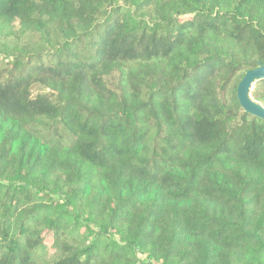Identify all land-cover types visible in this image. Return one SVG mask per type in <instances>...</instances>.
Segmentation results:
<instances>
[{
  "label": "trees",
  "instance_id": "trees-1",
  "mask_svg": "<svg viewBox=\"0 0 264 264\" xmlns=\"http://www.w3.org/2000/svg\"><path fill=\"white\" fill-rule=\"evenodd\" d=\"M0 40V264H264V0H0Z\"/></svg>",
  "mask_w": 264,
  "mask_h": 264
},
{
  "label": "rangeland",
  "instance_id": "rangeland-1",
  "mask_svg": "<svg viewBox=\"0 0 264 264\" xmlns=\"http://www.w3.org/2000/svg\"><path fill=\"white\" fill-rule=\"evenodd\" d=\"M191 18H192V16H184V17L180 18V21L190 20ZM13 41L14 40L5 39L4 42L7 44V43H11ZM0 45H3L2 40H0ZM2 60H4L6 63L9 59H5L4 55H0V64H2L1 63ZM253 89H254V86H253L252 90ZM33 93H36V92H33ZM52 179H54V177H52ZM57 182H58V184L56 186L50 185L49 188L50 189H54V188L63 189L64 188L63 182H61L59 180ZM46 191L50 192V190H46ZM58 195L59 194L51 193L50 196L45 197L44 203L46 205H51V206L56 205V206L60 207L58 202H56V201H61L60 198L58 197ZM61 195H63V194H61ZM39 197L43 198L44 195H39ZM59 203H61V202H59ZM80 205L85 206L86 204L84 201H82V203ZM61 208L65 209V207L61 206L57 210L62 211ZM83 208H84V210H82ZM71 209H73V212H71V210H70L71 214L69 216H72V218L66 224V229H68L70 232H68L69 234L65 235V237H70L71 239L75 240L74 247H82L85 244L91 243L93 240L95 241L97 239L96 238L97 235L99 234L100 224H98V227H97V225H92L93 231L87 230L86 229L87 209L85 207H82L81 209L76 210V212L74 211L76 209L75 207H72ZM75 217L78 219L76 220ZM43 230H45L43 225H41L37 228V232L40 233L41 235H42ZM116 231L117 230L112 229L106 235H103V237H100L99 240L97 239L98 246L103 250L104 253H106V251H108V250H106L108 244H111L113 241L120 243V238H119ZM43 236H46V234H44ZM50 243L52 245V240L50 242H48L46 249H44L42 252L43 254H45L44 255L45 260H48L49 257L51 258L50 252H49V250H51V248L49 246ZM0 245H1V242H0ZM146 254L147 253H145V252H137L135 257H133L131 252H130L129 261L133 264H139V262H141L142 264H160V262H157L155 260L154 261L148 260Z\"/></svg>",
  "mask_w": 264,
  "mask_h": 264
},
{
  "label": "water",
  "instance_id": "water-1",
  "mask_svg": "<svg viewBox=\"0 0 264 264\" xmlns=\"http://www.w3.org/2000/svg\"><path fill=\"white\" fill-rule=\"evenodd\" d=\"M264 80V65H258L257 68L245 73L239 83L236 91V97L242 110L264 122V107L255 102L250 95V91L256 82Z\"/></svg>",
  "mask_w": 264,
  "mask_h": 264
}]
</instances>
